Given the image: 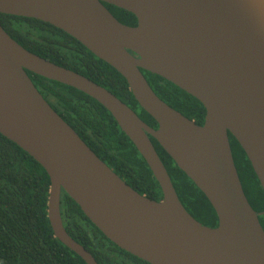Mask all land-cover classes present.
I'll return each mask as SVG.
<instances>
[{
  "label": "water",
  "instance_id": "1",
  "mask_svg": "<svg viewBox=\"0 0 264 264\" xmlns=\"http://www.w3.org/2000/svg\"><path fill=\"white\" fill-rule=\"evenodd\" d=\"M102 3L131 13L136 25L120 23ZM0 13L48 23L77 40L125 79L157 125H146L88 78L25 50L0 26V134L46 172L55 239L85 264H97L63 228V191L110 242L149 264H264L258 220L264 212L247 202L227 136L240 145L264 191V0H0ZM140 70L198 100L203 124L160 100ZM26 71L102 105L146 163L161 199L121 180L43 99ZM149 137L208 200L216 227L185 210Z\"/></svg>",
  "mask_w": 264,
  "mask_h": 264
},
{
  "label": "trees",
  "instance_id": "2",
  "mask_svg": "<svg viewBox=\"0 0 264 264\" xmlns=\"http://www.w3.org/2000/svg\"><path fill=\"white\" fill-rule=\"evenodd\" d=\"M102 4L120 23L136 25L131 13ZM0 26L25 50L88 78L135 109L146 125L157 127L138 106L125 79L62 30L36 19L1 13ZM140 71L160 100L197 125L203 124L205 109L198 100L160 76ZM26 74L51 108L121 180L140 195L155 201L161 199L158 184L146 163L102 105L74 88L29 71ZM227 136L242 191L250 207L257 214L262 213L264 191L240 145L231 134ZM149 139L185 210L202 225L216 227V214L202 192L156 140ZM49 184L44 169L0 134V264H85L53 237L46 212ZM60 215L66 233L86 249L97 264H149L110 242L63 191ZM258 220L264 231V213L258 215Z\"/></svg>",
  "mask_w": 264,
  "mask_h": 264
},
{
  "label": "flooded vegetation",
  "instance_id": "3",
  "mask_svg": "<svg viewBox=\"0 0 264 264\" xmlns=\"http://www.w3.org/2000/svg\"><path fill=\"white\" fill-rule=\"evenodd\" d=\"M130 109H132V108H130ZM134 112H135V114H136V111H135V109H132Z\"/></svg>",
  "mask_w": 264,
  "mask_h": 264
}]
</instances>
